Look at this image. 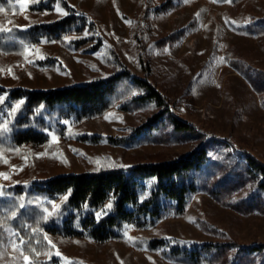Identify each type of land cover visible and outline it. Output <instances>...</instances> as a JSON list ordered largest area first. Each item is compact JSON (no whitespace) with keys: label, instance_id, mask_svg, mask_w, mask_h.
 I'll return each instance as SVG.
<instances>
[{"label":"rangeland","instance_id":"rangeland-1","mask_svg":"<svg viewBox=\"0 0 264 264\" xmlns=\"http://www.w3.org/2000/svg\"><path fill=\"white\" fill-rule=\"evenodd\" d=\"M65 1L95 23L94 34L75 36L93 37L91 42L79 49L47 40L0 48V87L50 90L84 85L126 67L133 75L145 77L168 100L169 114L191 125L198 137L171 144L135 142L131 140L135 130L158 110L152 106L124 110L115 103L101 116L79 122L54 120L41 112L46 130L38 132L46 136L45 142L17 146L12 134L27 129L17 124L23 113L16 106L8 109L1 97L0 174L4 175H0V205L8 211L23 203L20 209L37 212L46 226L47 240L34 236L35 242L28 244L9 230L0 264H24L25 255L32 264H179L146 248L147 239L154 238L186 245L264 244V213H239L204 192L193 196L183 215L163 220L156 229L141 231L128 225L120 239L105 243L79 229L85 210L67 208L65 198L49 201L26 194L34 183L60 175L171 161L205 143L214 148L224 143L237 160L248 154L264 165V94L256 93L229 60L264 72V35L248 36L236 29L264 18V0L238 4H218V0ZM17 8L7 16L3 13L0 27L28 31L66 16L60 7L34 13L29 1L23 10L17 1ZM25 46L31 54L25 55ZM5 124L7 129L2 130ZM16 188L24 193L16 195ZM252 191L253 187H244L237 197L247 199ZM259 196L264 199V192ZM54 204L59 208L53 209ZM108 204L94 212V218L109 213ZM202 224L215 232L205 231Z\"/></svg>","mask_w":264,"mask_h":264},{"label":"trees","instance_id":"trees-1","mask_svg":"<svg viewBox=\"0 0 264 264\" xmlns=\"http://www.w3.org/2000/svg\"><path fill=\"white\" fill-rule=\"evenodd\" d=\"M17 1L0 0V20L18 10ZM28 1L30 11L34 13L52 12L60 7L67 15L51 23L36 25L28 31L0 33V48L7 50V46L38 44L47 40L79 49L91 42L93 37L75 36L94 34L95 23L78 15L65 0ZM250 1L231 0L230 3ZM217 2L224 4L227 0ZM236 29L248 36L264 35V18ZM16 39L19 41L16 42ZM113 60L116 62L117 58ZM229 60L231 66L262 97L264 72L255 70L245 62ZM145 65L146 71L149 70L148 62ZM1 97L5 98L4 104L8 109L20 104L19 110L23 113L17 124L27 129L12 134V142L17 146L45 142L46 136L38 132L46 130L41 112L54 120L79 122L101 116L115 103H119L124 110L135 111L148 106L158 110L135 130L131 137L135 142L171 144L198 137L191 125L169 114L168 100L145 77L133 75L126 67L110 77L84 85L50 90L0 87ZM261 105L264 108L262 98ZM210 145L200 144L188 154L171 161L140 163L127 169L60 175L34 183L26 194L49 201L67 196V208L80 213L86 211L85 217L79 221V229L99 243L120 239L121 231L128 225L141 231L156 229L163 220L183 215L193 196L199 192L207 193L221 206L239 213H264V199L259 196L264 192V165L248 154L237 160L224 143H217V148ZM248 186L253 187L251 195L239 200L237 194ZM14 191L18 196L24 193L21 188ZM13 200L16 199L13 197ZM107 203L113 205L111 211L99 219L94 218V212ZM4 208L1 204L0 253L8 240L9 230L15 231L28 244L35 242L31 237H44L46 226L37 212L22 210L18 206L8 211H4ZM12 212H16L15 217ZM202 228L215 232L205 224H202ZM72 232L69 231V234H78ZM146 248L179 264H264V244L250 247H240L233 242L186 245L154 238L147 239Z\"/></svg>","mask_w":264,"mask_h":264},{"label":"snow or ice","instance_id":"snow-or-ice-1","mask_svg":"<svg viewBox=\"0 0 264 264\" xmlns=\"http://www.w3.org/2000/svg\"><path fill=\"white\" fill-rule=\"evenodd\" d=\"M18 2L20 3V6H21V9H22V10L25 9V8L27 7L28 0H18ZM222 2H223V0H222ZM227 2H231V0H227ZM57 11L60 12L59 9H57ZM61 15H67V13H66V12H61ZM10 23H11V22H10ZM0 31L10 32V31H12V29H8V28H2V27H0ZM85 35H88V33H85ZM37 53H38V50H37ZM29 54H31V49H29L27 46H25V55H29ZM21 103H22V102H21ZM16 108L19 109V108H20V104H17V105H16ZM6 129H7V125L5 124V125L3 126V129H2V130H6ZM52 139H53V141L55 142L57 138H56V136L53 135ZM0 175H4V174H0ZM4 178L7 179L8 177L5 175ZM0 194H2V193H0ZM66 199H67V196H65V200H66ZM112 206H113V205H112L111 203H109V204L107 205V208H108V209H111ZM19 207H20V208H23V207H25V205H24L23 203H21V204L19 205ZM52 207H53V209H57V208H59V205H55V204H54V205H52ZM45 211L47 212V209H46ZM49 215H51V213H49ZM12 216L15 217V216H16V212H12ZM45 219H47V217H45ZM44 238L47 240V237H46V236H45ZM48 243H49L52 247H55V245L52 244V242H51L50 240L48 241ZM23 245H24V241H23V239H21V241H20V247H21V249H22ZM12 247H13L14 249L17 248V245H16V243H15L14 241L12 242ZM56 255L59 256L60 253L57 251V252H56ZM23 260H24V264H32V261L30 260L29 256H26V255H25V256L23 257Z\"/></svg>","mask_w":264,"mask_h":264}]
</instances>
